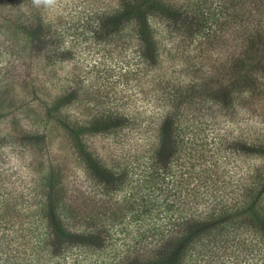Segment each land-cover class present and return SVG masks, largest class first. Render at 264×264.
<instances>
[{"label": "trees", "instance_id": "obj_1", "mask_svg": "<svg viewBox=\"0 0 264 264\" xmlns=\"http://www.w3.org/2000/svg\"><path fill=\"white\" fill-rule=\"evenodd\" d=\"M10 1L34 62L0 119L41 170L0 137V264H264V0Z\"/></svg>", "mask_w": 264, "mask_h": 264}, {"label": "rangeland", "instance_id": "obj_2", "mask_svg": "<svg viewBox=\"0 0 264 264\" xmlns=\"http://www.w3.org/2000/svg\"><path fill=\"white\" fill-rule=\"evenodd\" d=\"M67 0H61V2H66ZM25 7L23 5L18 4L17 2L10 1V0H0V105L3 107V110H6L4 108H7L6 106L9 105L10 102H12V96L13 94H17V96L22 97L24 94L23 87H24V81L21 78H24V76L27 74V64L29 62H34V60H21L16 61L15 67L17 68L16 71L7 72L10 69L11 66V57H10V45L18 42L16 35L13 33V29L9 28V23L6 20V17L12 16L15 19L20 20V23L22 24H28V22H31L32 16L30 14L25 13ZM30 16V19L28 17ZM54 17L53 15L49 14V18ZM13 30V31H11ZM21 37V36H20ZM20 41L22 43V38H20ZM35 63L37 66V73L40 75V77L44 78L47 74V70L49 68H43L44 59L36 58ZM58 67V66H57ZM70 66H64L63 73L64 75L67 72V69ZM61 69V68H60ZM53 72L56 71L54 68L52 70ZM59 73L61 72L58 70ZM16 73L20 78L13 79L11 78V73ZM58 73V76L63 78ZM50 74V73H49ZM44 80V79H43ZM14 81V83H12ZM43 82H41L40 87H42ZM65 84V81L64 83ZM54 88H59L58 86H53ZM52 92H54L52 89H50ZM41 104H35V106L32 107L31 116H29L28 119L21 118L22 125L28 126L27 122L31 119L32 122H35L36 124H41L44 118V109L41 107ZM10 110V109H9ZM72 111L79 113L80 110L76 108H73ZM5 112V111H1ZM17 120L15 118H12L11 116H7L6 119L2 118L0 119V137H2L1 145H4L3 149L5 152H9L11 157V164L16 165V167L19 168L20 174L28 175L27 178H32L39 175V172L41 170V165L37 163V168H40L37 171L34 170L33 167L30 166V162L32 159H34V155L31 154L30 150H26L25 147H19L18 145L11 144L16 136H19L20 132L22 133V127L21 123H17ZM52 136L55 137V145L53 146V149L55 153L62 154L64 153L63 150H59L61 143H64L66 145V140H69V137L64 135V133H59L57 131H53ZM16 139V138H15ZM9 141V142H8ZM228 149V164H227V170L229 171V178L226 182L229 180L233 181V179H237L242 172H244L245 168L247 167V164L249 161H251L250 158H248V162H244L241 159L244 156H238L236 153H231ZM226 152V153H227ZM243 168V170L241 169ZM235 173V174H234ZM70 178L73 179L74 175H70Z\"/></svg>", "mask_w": 264, "mask_h": 264}, {"label": "clouds", "instance_id": "obj_3", "mask_svg": "<svg viewBox=\"0 0 264 264\" xmlns=\"http://www.w3.org/2000/svg\"><path fill=\"white\" fill-rule=\"evenodd\" d=\"M51 2L52 0H35V3L37 4H41V3L50 4Z\"/></svg>", "mask_w": 264, "mask_h": 264}]
</instances>
